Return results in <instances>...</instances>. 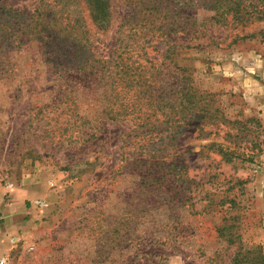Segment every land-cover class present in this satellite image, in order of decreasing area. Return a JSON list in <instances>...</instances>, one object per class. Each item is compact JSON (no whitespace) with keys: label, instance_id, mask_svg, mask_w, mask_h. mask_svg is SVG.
I'll return each instance as SVG.
<instances>
[{"label":"rangeland","instance_id":"obj_1","mask_svg":"<svg viewBox=\"0 0 264 264\" xmlns=\"http://www.w3.org/2000/svg\"><path fill=\"white\" fill-rule=\"evenodd\" d=\"M46 1L55 6V0ZM109 1L113 22L105 31L92 23L89 9L82 10L102 54L134 6ZM240 1L248 11L264 5V0ZM0 2L26 14L40 4ZM211 15L198 10L201 25L186 43L200 47L176 49L171 57L192 69L213 118L202 129L184 127L174 147L158 152L169 154V163L178 162L171 174L179 180L169 188L178 199L151 213L148 225H138L141 233L129 232L131 223L122 217L131 214L138 198L135 176L125 165L141 149L142 129L100 114L101 93L91 84L76 83L71 99L54 103L60 84L35 44L10 53L7 73H0V206L11 208L19 189L29 194L21 211L14 210L22 222L16 230L5 229L0 211V233L10 245L0 264H231L239 243L264 252V19L238 22L230 16L216 23L206 19ZM166 48L155 42L148 52L159 59ZM169 68L163 70L173 77L176 69ZM37 200L44 204L37 206ZM150 220L176 241L167 248L150 242L133 246L138 234L144 238L154 230ZM120 221L129 224L125 232L132 237L110 244L106 234L113 235ZM229 234L234 244L228 243Z\"/></svg>","mask_w":264,"mask_h":264},{"label":"trees","instance_id":"obj_2","mask_svg":"<svg viewBox=\"0 0 264 264\" xmlns=\"http://www.w3.org/2000/svg\"><path fill=\"white\" fill-rule=\"evenodd\" d=\"M61 2L64 4L60 5ZM54 3L50 8L46 0H40L34 13L26 14L0 2V73H7L12 51L21 52L35 44L46 70L51 71V76H57L56 82L60 84L54 103L71 99L76 83L83 87L91 84L101 93L100 114L106 113L112 121H130L133 130L142 129L141 149L125 165L135 176L138 198L132 202L131 214L122 217L131 223L129 232L141 233L139 226L148 225L146 221L151 213L162 207L166 209L178 199L169 191L179 180L177 173L171 174L178 162L169 163L170 155L158 152L164 151V147H174L184 127L202 129L213 118L203 92L198 93L192 80V69L180 66L172 54L179 48L200 47V44H186L201 25L196 18L198 10L212 13L206 19L216 23H226L230 16L233 21L248 22L253 17L264 19V5L248 11L240 0H128V5L134 6L127 14L132 12L119 22L114 42L107 46V54H102L95 49L93 34L82 10L84 6L89 9L92 23L105 31L113 22L110 1L55 0ZM155 42L167 46L160 51L159 59L148 52V47ZM172 66L175 73L167 77L168 72L163 68ZM208 97L209 94L205 95ZM202 102L205 108L199 106ZM160 134L165 135L157 138ZM152 221L148 227L154 230L144 234V238L138 234L133 246L144 248L150 242L152 247L167 248L176 241V236L168 231L155 230L157 224ZM128 226L120 221L113 235L106 234L107 241L110 244L119 241L120 245L130 240L132 234L125 232ZM235 240L234 235H228L229 244ZM231 264H264V252L259 246L248 248L239 243Z\"/></svg>","mask_w":264,"mask_h":264},{"label":"crops","instance_id":"obj_3","mask_svg":"<svg viewBox=\"0 0 264 264\" xmlns=\"http://www.w3.org/2000/svg\"><path fill=\"white\" fill-rule=\"evenodd\" d=\"M29 192H27L24 189H19L15 192L14 194V199L15 202L12 203V205L10 206L11 208H2L0 206V211L3 212V214L5 213L4 217L7 219V224L5 229L8 231H13L16 230V228L18 227V225H21V216L19 213L14 212V210H19V212L21 211L19 209V207L21 206V201H23V198L28 196ZM16 223V224H15ZM9 239L7 236L4 235L3 232L0 233V262L1 259L4 256V253L8 251L9 248Z\"/></svg>","mask_w":264,"mask_h":264},{"label":"built area","instance_id":"obj_4","mask_svg":"<svg viewBox=\"0 0 264 264\" xmlns=\"http://www.w3.org/2000/svg\"><path fill=\"white\" fill-rule=\"evenodd\" d=\"M44 203L42 202V200H37L36 201V205L37 206H42Z\"/></svg>","mask_w":264,"mask_h":264}]
</instances>
